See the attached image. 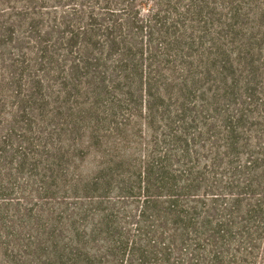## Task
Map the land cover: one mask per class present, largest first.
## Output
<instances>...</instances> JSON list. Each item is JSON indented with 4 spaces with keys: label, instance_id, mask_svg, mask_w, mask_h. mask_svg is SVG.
Returning <instances> with one entry per match:
<instances>
[{
    "label": "trees",
    "instance_id": "16d2710c",
    "mask_svg": "<svg viewBox=\"0 0 264 264\" xmlns=\"http://www.w3.org/2000/svg\"><path fill=\"white\" fill-rule=\"evenodd\" d=\"M26 1L13 41L34 45L0 73V264H255L258 160L227 161L248 174L233 192L207 173L264 101V0ZM140 120L155 139L143 155ZM80 147L97 154L91 176L72 171ZM112 188L141 204L133 235Z\"/></svg>",
    "mask_w": 264,
    "mask_h": 264
},
{
    "label": "rangeland",
    "instance_id": "374dc122",
    "mask_svg": "<svg viewBox=\"0 0 264 264\" xmlns=\"http://www.w3.org/2000/svg\"><path fill=\"white\" fill-rule=\"evenodd\" d=\"M50 5H56L61 3H70V2H64V0H49ZM147 2V0H144ZM28 2L26 0H0V73L3 74L4 72V60L9 59L13 57V52H16L13 48V46L18 47L20 49H25V47H31L29 45V39L26 41H21L17 43L16 41H13L14 37H17L18 35L13 34V31H21V30H28L29 27L27 26V21L29 15L25 12V9H27ZM142 6L140 7V9ZM34 11H42V12H48L46 10L38 9V10H32ZM43 13V14H44ZM36 18V25H39L42 21V18ZM46 18V16H45ZM12 21L16 26L6 24L5 21ZM4 26H11L12 32H10V36L12 37H5L1 36L3 33L5 35L7 34V31L5 30ZM3 65V66H2ZM263 96L259 95L257 104H250L248 105L249 108H251V111H246L244 120L240 124L237 125V130L240 133V136L238 137L237 141L240 146H238V149L235 150L236 154L230 153L227 157L226 155H223L222 153L228 152L225 148L221 147L222 142H218L220 144V151L222 156L218 158V161L216 164L209 165V173H207V177L212 181L215 189H219V192H233L236 191L238 188L236 185L243 186V183L246 182L245 177L248 175H237L234 176V174L231 173V169L226 164L228 160H236L235 166H238L240 164H244L245 161L248 159H257V172L263 175L264 177V106L263 103ZM237 101L236 103H238ZM227 105V104H226ZM228 109L231 110L232 115H236V109L239 108L238 104H234L233 102H229ZM12 107L11 105L6 106V109L2 110L5 111L0 117L2 118H9V113L11 112ZM230 112V113H231ZM2 113V112H1ZM0 118V119H2ZM3 120H0V135H3L8 130L9 124L8 123H2ZM140 130H142V133L140 134L141 137L138 138L140 141V155H143V152L148 145L154 146V137L148 132L147 129L143 126V120H140ZM142 123V125H141ZM13 125V124H11ZM23 126L22 123L20 125L18 123H15L14 126L17 128H21ZM16 133L18 131L16 130ZM18 136L13 137L14 141L17 139ZM213 141H217L216 139ZM219 141V140H218ZM142 146V147H141ZM213 147V146H212ZM210 148V147H209ZM81 151L80 154L77 153V155L73 158V162H71V166L73 165L72 171L76 170L77 173H80L83 176H91L92 174H95L97 172V161L98 157L97 154H95L93 149L83 148L80 147ZM142 149V150H141ZM200 149L201 148H195ZM234 152V153H235ZM204 155L208 156L209 152H203ZM200 163H204V161H207V159L199 158ZM208 164L213 162H206ZM263 170V171H262ZM22 177H25V175H22ZM237 179L239 182H237ZM231 181L235 184H232ZM231 183V184H230ZM116 183L113 184L112 187H115ZM230 184V185H228ZM263 186L260 188L258 187V191L262 194L259 198H264V183H262ZM121 193L116 189L112 188L107 191V195L111 197L112 205L111 210L116 211V218L115 220L118 221L122 227H126L124 231H130V233L133 235L136 233V228L138 227L137 221H142L143 217L140 216V207L141 204L138 202L137 198L131 197V196H121L119 198V195ZM124 195V194H121ZM244 202H254V197L249 194H244L242 197ZM141 201V200H140ZM107 207V205H106ZM213 213V212H212ZM261 216L264 217V213H260ZM263 234L259 239V242L257 244V250H256V258H250V261L254 260L255 264H264V230L262 231ZM178 256V254L176 255Z\"/></svg>",
    "mask_w": 264,
    "mask_h": 264
}]
</instances>
